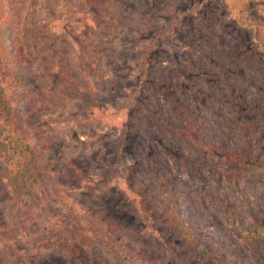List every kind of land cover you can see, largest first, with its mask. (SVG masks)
Returning <instances> with one entry per match:
<instances>
[{
	"label": "rangeland",
	"instance_id": "374dc122",
	"mask_svg": "<svg viewBox=\"0 0 264 264\" xmlns=\"http://www.w3.org/2000/svg\"><path fill=\"white\" fill-rule=\"evenodd\" d=\"M75 1L82 12L78 20L83 21V32L96 54L95 65L82 70L92 84L91 91L67 94L58 105L44 110L29 107L23 100L15 103L25 123L47 133L48 157L58 171L57 183L63 194L56 191L48 205L30 209L16 202L0 183V264H113L101 249L86 246L73 230L67 231L73 229L67 219L68 202L101 220L137 264H174L161 241L149 232L146 209L129 197L120 177L108 180L119 164L111 144L123 140L125 166L133 169L154 202L163 206L165 199L155 190L151 173L161 170L166 176L176 175L177 160L163 145L173 153L184 154L185 150L170 135L162 136L141 108L143 105L151 113L164 110L162 93L160 99L154 93L157 86L166 83L180 95L188 90L198 96L206 92L218 139L231 146L236 133L225 119H232V115L214 97L237 96L238 82L245 78V70L229 64L222 52L223 39L229 41L228 34L236 31L235 18L225 12V0H113L107 20L98 19L96 9L80 6L87 0ZM5 6L10 18L16 6L13 0H5ZM193 10L194 15H189ZM32 12V25L26 33L31 54L23 68L28 90L42 84L43 58L52 53L44 49L47 41L43 35L57 19L47 0H35ZM12 23L0 30L2 48L13 44ZM243 26L252 29L264 47V3L250 5ZM61 46L76 74L78 63L69 52L71 42L65 38ZM259 72L246 70L258 78L264 96V72ZM134 95L138 106L131 99ZM260 107L264 110V102ZM94 112L108 118L85 128L66 129L68 122ZM221 112L226 114L222 117ZM250 140L256 155L263 156L264 125L250 134ZM210 159L217 165L225 162L221 157ZM180 175V215L186 226L201 235L208 252L224 264L264 262V250L251 247L234 223L253 226L245 205L264 223V190L244 177L232 185L199 166L184 167ZM54 227L57 234L71 236L75 253L62 250ZM163 230L169 237L174 233L173 227Z\"/></svg>",
	"mask_w": 264,
	"mask_h": 264
},
{
	"label": "trees",
	"instance_id": "16d2710c",
	"mask_svg": "<svg viewBox=\"0 0 264 264\" xmlns=\"http://www.w3.org/2000/svg\"><path fill=\"white\" fill-rule=\"evenodd\" d=\"M219 1L212 0L215 3ZM47 2L57 16L56 21L46 27L43 35V40L47 41L44 49L52 50V53L43 58L41 86L28 90L23 68L31 54L26 33L28 27L32 25V8L35 0L21 2L13 0L16 6L10 17L13 20H10L6 12L5 0H0V30L4 24L13 22L12 46L9 48L0 46V183L9 189L16 202L30 209L42 204L48 205L53 197L52 194L56 191L59 194L63 192L59 191L57 183L58 171L52 167L53 160L48 157L50 145L46 144L47 133L40 130L37 132L33 124L25 123V118L20 116L15 103L18 104L23 100L28 102L29 107L44 110L58 105L67 94L91 91L92 84L82 70L92 67L96 62L92 42L83 32L84 23L78 20L82 15L78 3L75 0H47ZM112 2L113 0H87L80 6L96 9L98 19L107 20L111 13ZM254 3H264V0L223 2L225 12L235 18L236 31L228 34L229 41L223 39L222 52L228 57L229 64L245 70L243 72L245 78L238 82L237 96L228 93L214 97L216 101L221 102L219 105L232 115V119H225L230 123V129L236 133L231 146L223 145L222 140L218 139V128L214 124L215 119L206 92H202L203 96H198L188 90L183 94L181 92L180 95L174 86L166 83L157 86L154 93L156 99H160L159 95L162 93L164 110L158 109L151 113L140 104L142 114L156 123L160 134L170 135L180 142L185 150L184 154L178 151L173 153L163 145L168 155L177 160L176 175L166 176L161 170L151 173L155 190L165 199L163 206L154 202L139 178L134 176L133 169L125 166L123 140L111 144L119 164L108 174V180L120 177L129 197L146 209L149 232L161 241L166 256L174 264H224L208 252L201 235L186 226L180 215L182 196L177 190L182 168L199 166L209 173L216 172L232 185H236L238 179L244 177L264 190V154L256 155L253 140H250V134L264 125V110L260 107L264 102V96L260 93L258 78L246 74V70L260 73L261 69L264 72V47L256 40L254 31L243 26L249 7ZM194 11L189 12V15H194ZM65 38L71 42L69 52L74 55L78 63L76 74L70 70L64 56L66 52L61 42ZM245 83L249 86L246 87ZM131 99L134 105L138 106L137 95ZM221 113L222 117L226 114ZM107 118L100 112H94L88 117L68 122L69 126L66 129L85 128ZM211 120L213 122H210ZM261 151L262 148L260 153ZM210 157H221L225 162L217 165ZM65 200L69 201L67 198ZM152 203L155 204L154 207L151 206ZM65 207L67 219L71 221L73 227L67 231L73 230L81 243L101 249L113 264H137L134 257L126 252L125 247L112 238L101 220L89 216L75 203L68 202ZM245 208L249 210L253 226L246 227V224L236 220L234 223L251 247L264 250L263 219L247 205ZM167 227L174 228L171 237L163 230ZM52 231H55V234L56 228L54 227ZM61 235L64 234H57V240L62 250L75 253L76 247L71 236Z\"/></svg>",
	"mask_w": 264,
	"mask_h": 264
}]
</instances>
